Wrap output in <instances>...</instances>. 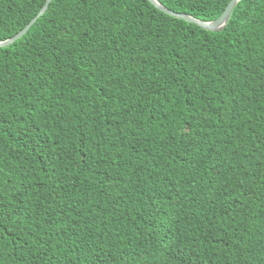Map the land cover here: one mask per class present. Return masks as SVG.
Here are the masks:
<instances>
[{"label": "trees", "instance_id": "1", "mask_svg": "<svg viewBox=\"0 0 264 264\" xmlns=\"http://www.w3.org/2000/svg\"><path fill=\"white\" fill-rule=\"evenodd\" d=\"M0 264H264V0H51L0 47Z\"/></svg>", "mask_w": 264, "mask_h": 264}, {"label": "water", "instance_id": "2", "mask_svg": "<svg viewBox=\"0 0 264 264\" xmlns=\"http://www.w3.org/2000/svg\"><path fill=\"white\" fill-rule=\"evenodd\" d=\"M51 0H47L44 7L39 11V13L33 17L30 22L20 31L18 32L16 35H14L13 37L4 40V41H0V47H6L11 45L12 43H14L15 41H17L18 39H20L21 37H23L28 31L29 29L34 25V23H36L37 19L43 15L45 13V11L47 10L49 4H50ZM153 5H155L158 9H160L161 11H164L165 13L180 18V19H184L190 23H195L198 26L209 30V31H220L224 28V26L227 24L231 13L233 11V8L235 7L236 3L239 0H231L230 3L228 4V6L226 7V9L224 10V12L215 20L212 21H203L200 19H197L191 15L188 14H184V13H178V12H174L168 8H166L164 5H162L161 3H159L157 0H149Z\"/></svg>", "mask_w": 264, "mask_h": 264}]
</instances>
